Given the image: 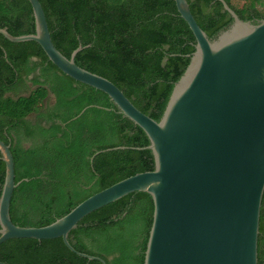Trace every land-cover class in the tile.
<instances>
[{"label": "trees", "instance_id": "obj_1", "mask_svg": "<svg viewBox=\"0 0 264 264\" xmlns=\"http://www.w3.org/2000/svg\"><path fill=\"white\" fill-rule=\"evenodd\" d=\"M39 1L62 54L69 57L79 44H89L76 53L75 63L106 77L139 110L160 118L195 44L174 0ZM225 1L241 19L256 23L264 18V0L240 6ZM187 2L210 38L232 21L219 0ZM0 27L12 35L33 33L29 1L0 0ZM48 93L54 100L44 105ZM0 139L9 144L15 182L27 178L14 188L9 206L11 220L20 226L49 224L95 192L154 168L149 149L132 148L148 145L145 132L107 94L63 73L37 42H11L2 34ZM116 146L125 148L105 150ZM4 175L0 153V193ZM152 213L151 196L133 191L80 219L68 241L105 264H143ZM0 261L103 264L71 251L61 237L8 239L0 243ZM257 264H264V191Z\"/></svg>", "mask_w": 264, "mask_h": 264}, {"label": "water", "instance_id": "obj_2", "mask_svg": "<svg viewBox=\"0 0 264 264\" xmlns=\"http://www.w3.org/2000/svg\"><path fill=\"white\" fill-rule=\"evenodd\" d=\"M28 1L34 32L12 35L0 27V34L11 42H37L63 73L107 94L119 112L145 132L148 145L132 148L149 149L154 168L95 192L49 224L20 226L11 220L9 206L14 188L27 178L15 182L9 144L0 139L5 164L0 243L11 238L61 237L71 251L105 264L100 257L77 251L68 233L93 210L143 191L153 202L143 264H257L264 191V18L256 23L241 19L225 0H219L232 21L210 38L187 0H174L195 44L155 120L112 81L75 63L76 53L89 44H79L69 57L62 54L51 40L40 1ZM116 148L125 146L105 150Z\"/></svg>", "mask_w": 264, "mask_h": 264}, {"label": "flooded vegetation", "instance_id": "obj_3", "mask_svg": "<svg viewBox=\"0 0 264 264\" xmlns=\"http://www.w3.org/2000/svg\"><path fill=\"white\" fill-rule=\"evenodd\" d=\"M54 100V96L51 94V93H48V95H47V97L45 98V100H44V105L46 104V103H50V102H52ZM30 119H33L34 118V115L33 114H31L30 115V117H29Z\"/></svg>", "mask_w": 264, "mask_h": 264}, {"label": "rangeland", "instance_id": "obj_4", "mask_svg": "<svg viewBox=\"0 0 264 264\" xmlns=\"http://www.w3.org/2000/svg\"><path fill=\"white\" fill-rule=\"evenodd\" d=\"M243 1H247V0H231V2L236 5V6H240L242 4Z\"/></svg>", "mask_w": 264, "mask_h": 264}]
</instances>
